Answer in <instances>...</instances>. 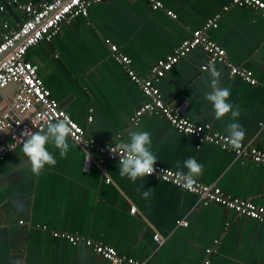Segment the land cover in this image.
Returning <instances> with one entry per match:
<instances>
[{
  "label": "crops",
  "instance_id": "0c3cea01",
  "mask_svg": "<svg viewBox=\"0 0 264 264\" xmlns=\"http://www.w3.org/2000/svg\"><path fill=\"white\" fill-rule=\"evenodd\" d=\"M11 1L17 0H0V32L4 22L16 29L23 20V13L8 5ZM50 1L31 0L36 7ZM157 1L162 9L152 10L147 0L93 4L87 17L63 25L52 42H40L26 58L38 66L51 97L87 138L115 145L127 141L132 131H148L156 164L176 172L177 163L195 157L203 165L196 180L264 208L263 166L212 144L197 149L195 139L176 132L159 114H145L131 124L133 111L146 98L106 44L116 45L132 71L145 78L156 61L220 15L217 28L205 34L224 49L231 65L251 73L255 85L229 75L219 64L202 70L207 55L198 48L154 84L163 103L180 117L227 136L230 114L215 119L204 99L215 66L220 85L231 89L229 102L240 110L239 122L246 129L242 143L264 150V18L253 9L230 5L231 0ZM68 143L65 158L48 145L57 163L39 173L31 170L22 145L0 162V264H109L83 244L54 239V231L107 245L120 257L146 264H197L206 258L210 264H264V224L215 204L202 205L194 194L153 177L133 183L119 175L118 163L97 153L87 160L69 138ZM149 188L150 197L142 198ZM155 234L163 239L161 245Z\"/></svg>",
  "mask_w": 264,
  "mask_h": 264
},
{
  "label": "built area",
  "instance_id": "2783aa9c",
  "mask_svg": "<svg viewBox=\"0 0 264 264\" xmlns=\"http://www.w3.org/2000/svg\"><path fill=\"white\" fill-rule=\"evenodd\" d=\"M101 1L103 0H51L40 7H36L31 0L9 2L8 5L15 6L23 13V20L16 29H9L8 23L4 22L3 31L0 32V162L11 150L22 145L18 138L25 128L39 131L50 120L55 122V120L63 119L66 116L70 121L69 126L75 125L68 137L73 143L87 155L89 152L91 155L97 153L108 161L118 163L119 157H114L108 151V145L87 138L83 128L60 108L45 87L39 75L38 66L26 58L30 49L36 47L40 42H52L59 35L63 25H69L77 18L87 17L91 5ZM147 1L152 10L162 9V4L159 1ZM230 5L253 9L264 18V2L262 0H231ZM227 10L228 6L223 7V11ZM0 11H4L3 6L0 7ZM167 14L175 18L173 13L167 12ZM219 17L220 15L217 14L214 18L205 21L200 28L193 30L189 39L182 41L167 57L156 61L149 69V76L145 78L137 76L132 71L129 67V58L122 55L116 45L110 43L109 40L106 41V44L113 60L122 66L129 81L137 85L146 98V101L133 111L130 118L132 125H136L145 114H159L176 132L195 139L197 149L202 144H212L237 159L250 161L264 167V150L243 143L240 148H233L227 143V136L214 132L208 125H199L180 117L172 108L163 103L159 90L154 84V81L161 79L181 58L198 48L207 55V65H203L202 70H205L209 65L219 64L228 70L229 75L239 77L251 86L255 85L256 81L252 78L251 73L231 65L224 49L206 36L205 33L208 29L217 28ZM9 86L13 87L12 91L3 94V91ZM87 120L90 122L91 117H88ZM154 168V174L149 177L194 194L202 205L215 204L232 211L237 216L264 224L263 207L233 197L214 184H204L198 180L191 190L183 189L176 183V172L158 164H155ZM134 211V208L130 210L131 213ZM177 224L187 225L184 221H178ZM52 237L72 245L83 244L109 264H146L129 257H120L113 248L77 235L54 231ZM153 239L158 245L163 243V239L158 234L153 235ZM210 252L209 249L206 250L207 255ZM197 264H210V261L206 258Z\"/></svg>",
  "mask_w": 264,
  "mask_h": 264
},
{
  "label": "clouds",
  "instance_id": "9594fccd",
  "mask_svg": "<svg viewBox=\"0 0 264 264\" xmlns=\"http://www.w3.org/2000/svg\"><path fill=\"white\" fill-rule=\"evenodd\" d=\"M220 75L221 73L215 66L210 69L211 91L205 94L204 99L212 105L215 119L219 120L230 114L231 120L227 124L228 135L226 140L231 147L240 148L246 137V129L239 122L240 110L229 102L231 89L220 85ZM69 125V118L65 116L63 119L55 120V122L50 120L39 131L28 128L21 131L20 138H18L22 144L21 151L34 173H39L46 165L51 167L56 165L57 160L54 154L49 151L48 145L58 150L61 158L66 157L70 150L68 137L71 134V129L75 127L74 124L71 127ZM151 136L152 134L148 131H132L129 133L127 141H120L112 147L108 145V151L114 157H119L118 170L122 178L127 177L135 183L138 178L142 179L154 174L157 157L151 150ZM90 158L91 153L89 152L87 160ZM177 169L178 171L175 173L176 183L183 189L191 190L196 183V178L202 174L203 165L195 157H189L183 161L182 166L177 163ZM109 175L105 174V177ZM137 191L140 192L141 189L137 188ZM151 191L150 188L143 190L142 198L148 199Z\"/></svg>",
  "mask_w": 264,
  "mask_h": 264
}]
</instances>
